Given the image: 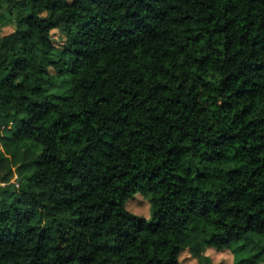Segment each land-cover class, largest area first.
Segmentation results:
<instances>
[{
	"label": "clouds",
	"instance_id": "obj_1",
	"mask_svg": "<svg viewBox=\"0 0 264 264\" xmlns=\"http://www.w3.org/2000/svg\"><path fill=\"white\" fill-rule=\"evenodd\" d=\"M0 264H264V0H0Z\"/></svg>",
	"mask_w": 264,
	"mask_h": 264
},
{
	"label": "rangeland",
	"instance_id": "obj_2",
	"mask_svg": "<svg viewBox=\"0 0 264 264\" xmlns=\"http://www.w3.org/2000/svg\"><path fill=\"white\" fill-rule=\"evenodd\" d=\"M136 202H138V197H132V201H130V207L134 210V211H138L139 209L136 207Z\"/></svg>",
	"mask_w": 264,
	"mask_h": 264
},
{
	"label": "trees",
	"instance_id": "obj_3",
	"mask_svg": "<svg viewBox=\"0 0 264 264\" xmlns=\"http://www.w3.org/2000/svg\"><path fill=\"white\" fill-rule=\"evenodd\" d=\"M141 2L143 3V0H141ZM214 239H220L219 237H215ZM81 259H84L83 257Z\"/></svg>",
	"mask_w": 264,
	"mask_h": 264
}]
</instances>
